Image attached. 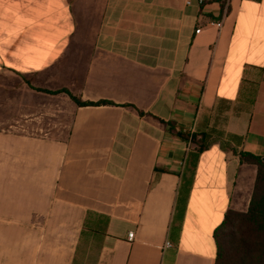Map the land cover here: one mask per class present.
Here are the masks:
<instances>
[{
  "label": "crops",
  "instance_id": "obj_1",
  "mask_svg": "<svg viewBox=\"0 0 264 264\" xmlns=\"http://www.w3.org/2000/svg\"><path fill=\"white\" fill-rule=\"evenodd\" d=\"M0 89L19 93L5 178L18 203L46 198L10 220L44 231L3 242L0 264H72L88 210L109 218L96 264H215L257 174L240 152L264 157V0H0Z\"/></svg>",
  "mask_w": 264,
  "mask_h": 264
},
{
  "label": "trees",
  "instance_id": "obj_2",
  "mask_svg": "<svg viewBox=\"0 0 264 264\" xmlns=\"http://www.w3.org/2000/svg\"><path fill=\"white\" fill-rule=\"evenodd\" d=\"M27 83L34 89L49 93L66 92L78 105L113 104L107 100L84 101L74 95L68 88L49 90L36 88L31 80ZM178 135L196 140V136L177 132ZM240 141V137L230 134ZM205 144L199 143V150ZM240 162L257 166L254 187L246 210L230 208L223 222L215 229L214 238L217 245L215 264H264V157L247 151L240 152ZM108 216L95 211H87L81 229L72 264H96L98 252L102 246V235L108 222Z\"/></svg>",
  "mask_w": 264,
  "mask_h": 264
},
{
  "label": "rangeland",
  "instance_id": "obj_3",
  "mask_svg": "<svg viewBox=\"0 0 264 264\" xmlns=\"http://www.w3.org/2000/svg\"><path fill=\"white\" fill-rule=\"evenodd\" d=\"M18 96L19 93L16 92L14 96L9 100L8 94L3 93V91L0 89V130L5 126V123H16L18 124L19 122V102H18ZM22 96L25 97V93H22ZM35 97H31V102L34 104L41 103L40 99H37L38 101H35ZM4 99L6 103V107H4ZM10 101V102H9ZM30 102V103H31ZM59 108L62 109L66 107L65 103L62 101H59ZM23 106V105H22ZM34 107V106H33ZM40 122H35L36 125H31V133L35 136H42L45 135L46 132H43L39 130V125ZM42 123H47L46 121H42ZM66 123V116L63 114H59L58 118V127L62 126V124ZM62 129V128H61ZM33 132V133H32ZM19 132L14 131V134H18ZM48 136L51 138H65L67 136L66 130H57L55 129L53 132L48 133ZM2 141H0L1 143ZM251 164V163H248ZM253 166H256L255 164H252ZM257 167V166H256ZM257 173V172H256ZM7 173H4V165L2 163V157H1V152H0V246H2L3 242H6L8 245H12V242H14V239H17L18 236L20 235H25L30 232L35 231H44L41 228H20L17 224V227H12L10 220H21L24 218H38V213L37 212H31L27 211L26 208L30 207L31 209H34V206L40 207L42 206V200L46 199L45 197L41 196L39 197L42 198V200L39 202V204H35L34 197H29V196H21L20 198L24 201L22 203H18V189H19V183L18 180H8L5 178ZM9 175V174H8ZM249 185L247 184L246 187ZM254 187V186H253ZM253 191V189H252ZM238 192L241 194L240 196L238 195L237 198L240 199L239 207L240 209L238 210H246L248 208L247 201L249 199L248 197V189L244 190H238ZM15 194V195H14ZM22 209V210H21ZM236 209V208H234ZM21 210V211H20Z\"/></svg>",
  "mask_w": 264,
  "mask_h": 264
},
{
  "label": "built area",
  "instance_id": "obj_4",
  "mask_svg": "<svg viewBox=\"0 0 264 264\" xmlns=\"http://www.w3.org/2000/svg\"><path fill=\"white\" fill-rule=\"evenodd\" d=\"M205 1H206V0H198L199 3H204ZM187 2H188V3H191L192 0H187ZM198 31H200V29H198ZM133 235H134V232H133V231L129 232V238L132 239ZM166 244H167L168 246H171V245H172L171 242H169V241H167Z\"/></svg>",
  "mask_w": 264,
  "mask_h": 264
}]
</instances>
